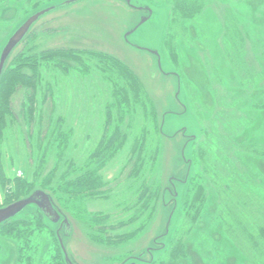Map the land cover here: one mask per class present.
Masks as SVG:
<instances>
[{
    "label": "rangeland",
    "instance_id": "obj_1",
    "mask_svg": "<svg viewBox=\"0 0 264 264\" xmlns=\"http://www.w3.org/2000/svg\"><path fill=\"white\" fill-rule=\"evenodd\" d=\"M70 1L0 0V52L27 17L53 8L31 26L14 48L3 73L20 54L54 49L108 55L124 64L141 82L160 123L157 158L147 176V181L160 189V198L144 228L127 240L110 242L106 237L125 234L131 231L129 228L104 232L94 225L95 213L124 215L122 209L113 210L117 201L125 199L123 192L130 183L127 176L132 164L124 166L125 153L131 144L127 140L117 159L100 172L109 182L108 188L114 190L113 199L111 196L104 199L102 195L70 202L59 193L43 192L59 219L43 217L35 206H28L16 216L18 222H31L37 216L45 226L30 237L28 249H22L23 241L9 236L6 226L0 227V264H25L22 262L25 257L30 264H47L54 257L53 247L61 257L58 263L67 264L59 244L71 264H151L164 256L179 232L184 218L186 182L190 178L192 183L194 173L200 171L197 163L191 167L187 159L192 152L189 142L201 136L204 129L215 127L216 122L221 130V121L227 125L241 118L245 131L237 142L261 143L256 136L264 128V112L254 107L264 103V84L257 89L240 85L225 56L223 42L228 16L232 23L237 22L244 38L241 45L244 64L257 74L264 72V0H206L194 19L183 22L186 33L176 29L178 36L173 49L166 44L168 33L172 32L170 5L166 0H130V6L120 0L67 3ZM214 71L219 81L212 77ZM51 75L42 71L44 81L54 87L56 113L65 117L66 128L74 133L73 147L66 159L72 158L81 166L100 136L107 88L95 71L83 77L73 73L67 79L57 75L52 80ZM24 95L25 90L20 89L11 97L13 116L7 118L0 145V208L39 191L35 188L21 198L17 194L18 185L25 180L33 181L39 164L35 150L30 153L19 113ZM219 115L224 121L216 120ZM128 119L124 118L122 128L127 126ZM229 152L224 155V162L237 172L238 178L243 171L255 177V184L249 182V188L257 192L256 197L249 200L243 195L239 197L235 189L218 190L208 177H202L206 192L204 211L191 229L180 232L186 254L179 260L181 264L246 263L232 240H240L243 234L229 225L232 210L224 209L223 205L228 199L240 221L249 227L251 234L255 232L264 213L261 201L264 191H257L255 186L264 184V159L234 149ZM54 163L51 153L40 178L46 176ZM63 168L61 163L57 174ZM191 188L192 184L188 186ZM22 228L25 226L20 231ZM258 263L264 264V260Z\"/></svg>",
    "mask_w": 264,
    "mask_h": 264
},
{
    "label": "trees",
    "instance_id": "obj_2",
    "mask_svg": "<svg viewBox=\"0 0 264 264\" xmlns=\"http://www.w3.org/2000/svg\"><path fill=\"white\" fill-rule=\"evenodd\" d=\"M166 1L170 5L172 24V32L168 33L166 44L173 49L174 39L176 40L178 36L176 29L181 30V33H186L183 22L194 19L206 5V0ZM235 22L232 23L226 16L223 42L225 56L240 85L244 88L257 89L264 84V72L257 74L244 64L241 57V45L244 38L237 22ZM175 56L176 54L173 52L172 58L175 59ZM9 66L0 79V145L7 118L13 116L11 97L20 89H24L25 95L19 113L26 129L25 140L27 144L30 143V145L28 144L30 153L34 149L39 156V164L34 172L33 181L28 183L25 180L17 186L18 197H25L37 188L42 192L48 191L52 195L59 193L70 202H81L83 198L84 200L93 199L102 195H105L104 199L106 196H111L113 199L116 196L113 193L114 190L108 188L109 182L104 180L100 172L117 159L119 153L124 149L126 141L130 140L131 144L124 159V166L132 164L127 176L130 183L123 192L126 196L125 199L117 201L113 210L117 212L118 209H122L121 214L124 215L118 217L113 213H95L93 222L98 229L104 232L124 228L131 230L125 234L106 237V240L110 242L124 241L134 237L152 217L160 198V189L147 181L148 173L157 158L160 123L152 102L139 79L124 64L111 56L75 50L54 49L27 55L20 54L13 59ZM42 71L52 74V80L56 79L57 75L67 79L73 73L83 77L95 71L107 88L108 97L104 103L100 136L81 166L76 164L72 158L66 159L67 152L73 147L74 133L72 129L66 128L65 117L56 113L53 101L54 87L50 82L44 81ZM212 77L215 80H220L215 71L212 72ZM46 108L48 111L46 110L45 118ZM254 109L264 112V103ZM127 116L128 124L122 128L124 118ZM240 119L237 118L226 125L221 121L223 118L219 115L216 120L221 121L223 126L221 130H218L216 122L215 127L204 129L201 136H195L196 139L189 142L192 152L187 159L190 161L191 167L192 164L197 163L200 171L194 173L192 183L190 178L186 182L184 218L179 232L169 244L164 256L159 260L152 261L151 264H181L179 260L186 257L180 232L183 229L187 231L191 229L193 223L204 211L206 192L202 184V177H208L218 190L222 188L235 189L239 197L243 195L252 200L254 194H257L249 188V182L255 184L254 176L243 171V175L238 178L237 172L227 167L224 162V155L229 154L231 149L264 159V128L261 134L256 136L261 140V143L239 144L237 140L242 137L245 131L244 121ZM51 153L54 154L55 163L46 176L40 178L46 158ZM61 163L64 170L57 174ZM190 184H192V188L189 190ZM255 186L257 191H264V184ZM235 199L237 200V198ZM261 201L264 204V200ZM223 208L232 210L229 225H234V229L239 228L243 234V238L240 237V240H232L245 256V264H261L258 261L264 260V213L261 217L262 221L256 224L255 232L251 234L249 227L244 225L240 221V217L231 209L228 199L225 200ZM39 211L38 209L37 212ZM42 215L45 217L44 213ZM14 218L4 222L0 227L6 226L9 236L23 241L22 249H28L30 237L41 232L45 226L37 216L31 222H18ZM222 222L228 226L225 220ZM24 226L25 229L22 228L20 231L19 228ZM59 249L61 250L60 244ZM53 250L54 257H50L47 264H59L58 257L60 255L54 247ZM24 259H22L23 263L30 264L28 257Z\"/></svg>",
    "mask_w": 264,
    "mask_h": 264
},
{
    "label": "water",
    "instance_id": "obj_3",
    "mask_svg": "<svg viewBox=\"0 0 264 264\" xmlns=\"http://www.w3.org/2000/svg\"><path fill=\"white\" fill-rule=\"evenodd\" d=\"M78 0H71L70 2H75ZM125 2L126 5L130 6V0H120ZM53 8L49 7L41 11L35 12L34 14L27 17L24 22L13 32L9 37L4 47L0 52V79L3 74V70L6 64L7 59L14 50V48L23 40V38L28 33L31 26L43 15L51 11ZM28 206H35L45 215L52 217L54 220H58V214L53 210L49 198L41 191L33 192L28 197L18 200L4 208H0V225L4 222L16 217ZM67 226V225H66ZM61 250L64 254V259L67 264H71L66 257L63 246L60 244Z\"/></svg>",
    "mask_w": 264,
    "mask_h": 264
}]
</instances>
